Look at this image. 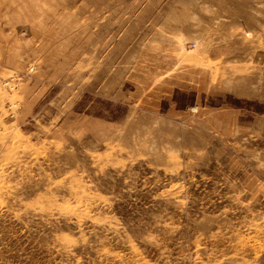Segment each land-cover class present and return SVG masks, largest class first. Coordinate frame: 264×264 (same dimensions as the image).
I'll list each match as a JSON object with an SVG mask.
<instances>
[{
    "label": "rangeland",
    "instance_id": "rangeland-1",
    "mask_svg": "<svg viewBox=\"0 0 264 264\" xmlns=\"http://www.w3.org/2000/svg\"><path fill=\"white\" fill-rule=\"evenodd\" d=\"M0 264H264V0H0Z\"/></svg>",
    "mask_w": 264,
    "mask_h": 264
}]
</instances>
